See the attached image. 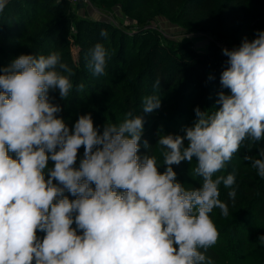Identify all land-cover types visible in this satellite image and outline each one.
I'll return each instance as SVG.
<instances>
[{
  "label": "clouds",
  "instance_id": "clouds-1",
  "mask_svg": "<svg viewBox=\"0 0 264 264\" xmlns=\"http://www.w3.org/2000/svg\"><path fill=\"white\" fill-rule=\"evenodd\" d=\"M8 3L0 0V13ZM222 54L228 66L220 84L229 93H217L213 112L197 106L185 135L160 134L163 173L155 155H138L143 116L128 112L100 132L91 113L79 115L71 128L58 115L63 109L49 93L58 90L65 100L74 74L58 52L22 54L0 69V264H213L205 253L219 232L209 214L218 208L229 216L221 184L231 189L233 203L237 194L235 172L216 173L245 141L249 148L264 140V31ZM108 58L102 43L88 50L93 76L105 74ZM160 107L161 98L150 95L142 111ZM143 146L149 149L147 140ZM258 154L243 159L264 179V147ZM194 158L191 171L202 186L185 188L172 166Z\"/></svg>",
  "mask_w": 264,
  "mask_h": 264
},
{
  "label": "trees",
  "instance_id": "trees-1",
  "mask_svg": "<svg viewBox=\"0 0 264 264\" xmlns=\"http://www.w3.org/2000/svg\"><path fill=\"white\" fill-rule=\"evenodd\" d=\"M89 1L91 5L84 1L9 0L0 13V69L22 54L58 52L74 73L70 77L73 89L65 100L58 90L49 93L51 102L63 109L58 115L71 128L79 115L91 113L100 132L105 124L122 123L128 112L143 116L138 155H155L163 173L166 166L157 145L160 134L183 136L184 129L194 124L197 106L208 112L219 107L217 93H229L220 84V75L228 66L222 49L236 48L245 37L251 41L257 31H264V0ZM92 7L105 17L90 10ZM116 10L128 24L106 18ZM161 19L183 31L176 36L167 34L158 24ZM101 29L107 30V38L99 35ZM194 34L207 41L206 51L197 47L191 37ZM96 43H102L109 56L100 77L93 76L86 66L88 50ZM80 84L83 88L77 89ZM150 95L161 98V107L146 114L143 100ZM144 140L149 149L144 148ZM187 144L185 140V147ZM245 145L216 173L226 176L234 171L237 194L233 203L228 197L231 189L221 184L219 198L228 204L229 216H222L218 208L209 214L219 232L216 244L205 253L213 264H264V243L259 240L264 236V179L243 159L245 155L261 158L258 148L264 147V140L254 147ZM83 154L81 146L77 167ZM195 166V158L192 163L172 166L185 188L202 186V177L192 174ZM52 167L54 162L49 160L48 168ZM37 235L43 238L45 233L38 231Z\"/></svg>",
  "mask_w": 264,
  "mask_h": 264
},
{
  "label": "rangeland",
  "instance_id": "rangeland-1",
  "mask_svg": "<svg viewBox=\"0 0 264 264\" xmlns=\"http://www.w3.org/2000/svg\"><path fill=\"white\" fill-rule=\"evenodd\" d=\"M86 9H88V8H86ZM90 10L94 11V13H96L95 11H97L94 7L90 8ZM81 12H83V11H81ZM117 13H118V10L114 11L113 14L108 15L106 18L110 19L113 22H116V20H118V21L122 20L125 22V24L129 23V21L126 17L120 18ZM96 14L99 15L100 13H96ZM100 16L105 17L102 14H100ZM158 24L161 27V29L164 30V32H166L167 34L172 35V36H176L178 32L183 31L180 27H176L174 25H171L162 19L158 22ZM191 37H193L192 39L197 44L198 48L203 49V51H206V49H204V45L207 43V41L203 37H200V35H197V34L191 35ZM74 56H75V58L77 57V50H74Z\"/></svg>",
  "mask_w": 264,
  "mask_h": 264
},
{
  "label": "built area",
  "instance_id": "built-area-1",
  "mask_svg": "<svg viewBox=\"0 0 264 264\" xmlns=\"http://www.w3.org/2000/svg\"><path fill=\"white\" fill-rule=\"evenodd\" d=\"M67 1H69L70 3H81V2H85V3H87V4H89V5H91V3H90V1L89 0H67Z\"/></svg>",
  "mask_w": 264,
  "mask_h": 264
}]
</instances>
